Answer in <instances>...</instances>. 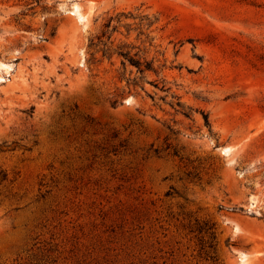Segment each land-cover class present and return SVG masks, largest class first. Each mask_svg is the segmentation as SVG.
I'll return each mask as SVG.
<instances>
[{"label": "rangeland", "instance_id": "1", "mask_svg": "<svg viewBox=\"0 0 264 264\" xmlns=\"http://www.w3.org/2000/svg\"><path fill=\"white\" fill-rule=\"evenodd\" d=\"M0 65V264H264V0H0Z\"/></svg>", "mask_w": 264, "mask_h": 264}, {"label": "trees", "instance_id": "2", "mask_svg": "<svg viewBox=\"0 0 264 264\" xmlns=\"http://www.w3.org/2000/svg\"><path fill=\"white\" fill-rule=\"evenodd\" d=\"M107 25V24H104ZM119 54L123 55L128 61L129 63L133 64L134 66H136L137 70H139L140 72H143L145 70H149L152 69L151 66V61H148L146 59H140V58H135L134 55L129 54V51H123L122 49H119V51H117ZM122 65H125L124 60H121ZM204 120L205 122H207V117L206 115H204Z\"/></svg>", "mask_w": 264, "mask_h": 264}, {"label": "bare ground", "instance_id": "3", "mask_svg": "<svg viewBox=\"0 0 264 264\" xmlns=\"http://www.w3.org/2000/svg\"><path fill=\"white\" fill-rule=\"evenodd\" d=\"M79 16H81V14H79ZM1 66V65H0Z\"/></svg>", "mask_w": 264, "mask_h": 264}]
</instances>
